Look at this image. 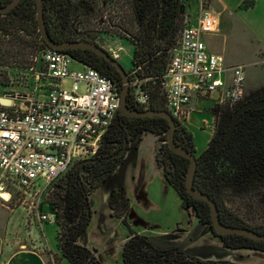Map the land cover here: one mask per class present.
Returning a JSON list of instances; mask_svg holds the SVG:
<instances>
[{
  "label": "trees",
  "instance_id": "1",
  "mask_svg": "<svg viewBox=\"0 0 264 264\" xmlns=\"http://www.w3.org/2000/svg\"><path fill=\"white\" fill-rule=\"evenodd\" d=\"M116 0H43L44 18L50 37L56 42L86 41L98 45L96 41L99 34L119 36L133 46L132 69L127 72L129 80L141 82L140 90L148 96L146 108H137L129 94L128 104L133 110L166 111L163 91V78L166 73L173 49L176 47L178 35L183 27L184 8L189 0H124L130 9L131 19L128 22L124 17H115L116 23L111 20L102 21L95 28V15L100 12V5H114ZM107 15V14H106ZM118 20V21H117ZM3 36H11V42L23 44L27 42L21 36L23 31L34 33L38 44V51L48 47L42 40L38 30L37 8L34 0H23L16 9L14 17L0 24ZM115 32V33H114ZM5 41V40H3ZM49 48V47H48ZM82 66L97 70L115 85L118 91L123 86L119 72L110 63L104 61L90 50H70L62 52ZM110 55V54H109ZM111 56V55H110ZM169 124L162 118H128L120 116L115 124L101 141L97 154L90 160L75 166L62 180L60 194H55L54 200L49 201L58 226L59 255H53L55 264L66 262L68 264H101L92 253L78 245V239L85 233L90 222L88 213L90 197L107 180H109L124 162V158L114 156L135 139L151 134L161 142L167 140ZM175 139L184 143V148L196 153L193 136L184 126L177 124ZM208 150L200 155L202 164L198 166L196 180L206 185L208 178L212 181V188L221 198V190L226 186L225 170H222V158L216 159L210 168L207 159ZM160 164V163H159ZM178 185L171 186L178 193L182 206H194L193 198L185 190V179L189 161L179 158L177 162ZM161 167V165H160ZM198 211L197 218L203 225L211 224V215L204 208ZM112 215L121 219L129 230L130 236L123 246V264H235L226 261H201L193 258L179 249L160 250L146 236L134 234L128 224L130 213V200L122 190L114 191L109 201ZM223 215H220L222 219ZM227 226L238 228L240 215H224ZM217 236L223 246L229 250H239L241 238L239 235ZM255 250L264 253V244ZM48 264H52L50 259Z\"/></svg>",
  "mask_w": 264,
  "mask_h": 264
},
{
  "label": "built area",
  "instance_id": "2",
  "mask_svg": "<svg viewBox=\"0 0 264 264\" xmlns=\"http://www.w3.org/2000/svg\"><path fill=\"white\" fill-rule=\"evenodd\" d=\"M183 27L178 35L166 73L163 91L166 111L183 126L193 113V100L212 102V111L234 109L245 95L244 67H228L220 55L207 50L205 36L218 32V19L203 0L194 16L182 14ZM119 61L118 51H107ZM29 68L35 84L30 93H6L0 104V176L29 201L30 213L38 224L50 221L42 211L45 195L53 183L64 178L78 163L92 159L101 141L119 116L120 92L117 85L97 70L82 66L73 71L70 55L44 48ZM37 69V70H35ZM73 83L70 92L61 83ZM86 93L78 95L79 84ZM141 82L130 81V94L137 108H146L148 96ZM45 180L43 190L37 182ZM52 264L53 255L50 257Z\"/></svg>",
  "mask_w": 264,
  "mask_h": 264
},
{
  "label": "rangeland",
  "instance_id": "3",
  "mask_svg": "<svg viewBox=\"0 0 264 264\" xmlns=\"http://www.w3.org/2000/svg\"><path fill=\"white\" fill-rule=\"evenodd\" d=\"M203 1L207 7L213 10L219 22L218 35L210 39L213 47L218 48L220 53L230 59V61L244 67L245 86L249 87L250 93L264 94V64H260V62L253 64V51L244 44V32L239 27L237 20L235 17L230 18L229 13H222L216 0ZM198 3L199 0H189L184 8V14L193 17ZM100 7V12L95 15L92 21L95 28L101 29L102 27L103 30L107 29V24L99 26L101 20L108 22L112 19L116 23L115 17H124L125 21L129 23L131 19L130 9L124 0H116L114 5L103 4ZM116 35L102 33L99 34L96 41L106 51H118L120 56L118 62L126 72H129L132 69L133 46L127 40ZM35 41V47L30 54L29 60L27 59L29 66L12 65L13 68L11 66L0 67V76L3 79V83L9 84V87L6 88L2 84L0 85V98L6 93H14L13 91L20 93L31 92L35 81L29 68L34 65L33 59L37 56L39 49L37 40L35 39ZM227 66L233 67L237 65ZM81 68L82 65L76 61H72L70 64V69L73 71ZM61 86L63 90L70 92L73 83L70 80H65L61 83ZM85 93V85L79 84L78 95ZM211 107L212 102L200 101L196 107H193V113L190 114L189 118L183 122L184 127L193 136L196 157H199L206 150L212 139L213 116L209 113ZM138 140L136 139L134 142V149L126 155L123 163V191H126L127 198L130 200L131 212L129 215H134V218L137 219L140 215H150L153 220L151 222L156 223V226L161 225L160 216L173 215L174 218H177L179 215H195L192 210H184L181 207L175 190L165 184L162 171L151 164L154 154L162 147V142L153 135L147 134L143 136L142 143L137 147ZM63 179L53 183L54 190L47 193L44 197L46 204L50 200H54L55 194H60L58 191H60ZM36 184L39 190H43L47 185L45 180H40ZM42 211H47L48 214L54 215L50 207L43 206ZM29 212V201L24 200V195L13 185L11 180L0 176V217L27 215ZM156 216L158 220H154ZM249 216L253 217V215ZM57 227V224L50 227L46 236L51 248L58 251ZM44 241L46 242L45 239ZM64 264L68 263L65 262Z\"/></svg>",
  "mask_w": 264,
  "mask_h": 264
},
{
  "label": "crops",
  "instance_id": "4",
  "mask_svg": "<svg viewBox=\"0 0 264 264\" xmlns=\"http://www.w3.org/2000/svg\"><path fill=\"white\" fill-rule=\"evenodd\" d=\"M216 2L220 11L229 13L230 18L235 17L242 28L244 44L253 51V64L259 62L264 64V0H216ZM217 33L205 36L207 50L222 56L226 65H238L224 57L218 48L213 47L210 39L217 36ZM256 94L258 93H250L249 87L245 86L246 99L253 98ZM198 103L193 100L192 106L196 107ZM211 135L213 137V130ZM156 154L157 151L151 164L161 170L156 163ZM118 176L119 170L92 194L91 222L77 241L78 245L88 249L101 264H123V246L130 236L123 221L114 217L109 207L113 191L119 189ZM164 180L167 185L166 179ZM123 192L127 197L126 191ZM49 216L50 221L41 226L30 212L27 215L0 217V264H48L52 255H59V250H53L47 241L48 230L57 224L56 216L53 214ZM151 218L150 215H140L137 219L134 215H129L128 223L134 234L148 237L160 250L177 248L201 261L264 264L263 253L225 248L218 238L200 225L196 215H179L177 218L173 215L160 216L159 226L152 223ZM154 220H158L157 216Z\"/></svg>",
  "mask_w": 264,
  "mask_h": 264
},
{
  "label": "flooded vegetation",
  "instance_id": "5",
  "mask_svg": "<svg viewBox=\"0 0 264 264\" xmlns=\"http://www.w3.org/2000/svg\"><path fill=\"white\" fill-rule=\"evenodd\" d=\"M11 1L12 0H0V8L6 7L9 3H11ZM19 5L17 7H19ZM17 7L7 14H0V24H2L4 21H9V19L14 17ZM2 33L3 32L0 31V67L11 66L13 68L12 65L27 66V59L29 60L30 54L34 49V33L23 31L21 33V36L24 39H27V42H24L23 44H20L19 42H11L10 39L12 35L3 36ZM1 84L5 88L9 87L8 83H3V79L0 76V85ZM260 98H264V94L256 95L255 97L250 99H246L244 95L241 103L234 109H230L227 107H222L216 111H212L211 108L209 109V113L213 116L214 135L206 148V150H208L207 159L209 161L210 168H212L213 162L218 158H222L221 168L222 170H225V174L227 176L225 177L227 187L221 190L222 195L220 198L217 196L216 191L212 188V181L210 177L208 178L206 185H202L200 182H198V180H196V175L198 166L202 164V161L200 160V156L196 157V154H194L197 160V170L193 181V189L202 192L214 202L217 207L219 217L220 215H240V227L238 228L247 229L255 232L259 236H264V108H248V105L256 103ZM204 111L206 112V110ZM239 111L241 112V114L239 115L237 122L234 125L231 136L227 138L233 120ZM119 117L120 115L117 117V119ZM117 119L115 120V122L117 121ZM115 122L113 123V125L115 124ZM176 124L179 123L176 122ZM135 141L136 139L131 144L126 142L128 143V148L125 155L123 156L124 160L126 155L134 149ZM139 141L140 139L138 140L137 147H139V145L142 143L143 137L141 138V142ZM175 143L184 148V143L181 142L180 139H175ZM161 145L162 147H160V150L157 151L156 154V163L157 166L163 171L168 185L173 188L170 183L178 185L177 162L179 158L184 157L171 152L168 147L167 140L165 142H162ZM78 164H76L75 166H77ZM186 179L184 184L185 190L187 192ZM177 196L179 197L178 193ZM191 197L194 200V206L189 208H184L182 206V202L179 197L181 207L184 210H192L195 215H198V211L202 209L201 203H203L204 208L208 210V215H212L211 208L207 202L197 199L193 196ZM89 208L91 211L90 203ZM249 215H253V217H250ZM223 216L222 219L220 217V221L224 226H227L224 223H227L228 221ZM200 225L202 227H206L214 237L218 238L217 236H215L218 234L213 229L212 220L210 225H203L201 223ZM239 236L241 238V248L239 250L233 251L259 252L255 249L258 246L264 244V240H254L246 236Z\"/></svg>",
  "mask_w": 264,
  "mask_h": 264
},
{
  "label": "water",
  "instance_id": "6",
  "mask_svg": "<svg viewBox=\"0 0 264 264\" xmlns=\"http://www.w3.org/2000/svg\"><path fill=\"white\" fill-rule=\"evenodd\" d=\"M23 0H12L11 3H9L6 7L0 8V14H7L11 12L14 8H16L20 2ZM36 3V8H37V17H38V30L40 33V36L43 40V42L51 49L59 51V52H65V51H70V50H77V49H82V50H90L96 55H98L100 58H102L104 61L110 63L115 69L119 72L123 86L120 91V108H119V115L128 117V118H162L166 120L169 124V129H168V135H167V144L171 152L178 154L190 161L188 172H187V179H186V188L187 192L200 200H203L207 202L211 208V220H212V226L214 231L219 235V236H226V235H242L246 236L248 238L254 239V240H264V236H259L255 232H252L247 229H241V228H232V227H227L224 226L221 221L220 217L218 215L217 207L214 204V202L205 194H203L200 191H197L193 189V181L194 177L196 174L197 170V160L195 158V155L188 152L186 149L183 147L177 145L175 143V132L177 129V124L176 121L172 118V116L167 112V111H155V110H150V111H144L140 112L137 110H133L129 107L128 104V97L130 94V80H129V75L125 71V69L120 65L118 61L113 59L109 53L104 50L103 48L99 47L95 43L92 42H86V41H65V42H56L54 41L47 30L45 18H44V6H43V0H35ZM71 57V56H70ZM0 104L3 106H9L10 101L8 100H0ZM248 108L251 109H262L264 108V98H260L256 103H252L248 105ZM241 112L239 111L237 115L235 116L231 129L227 135V138L231 136L232 131L234 129V125L237 122V119ZM128 148V143L125 144L124 148L116 154L114 157L115 158H121L125 155L126 151ZM82 163H79L77 166L82 165ZM119 189L123 190V177H124V165L122 164L119 168ZM88 213L89 215L91 214L90 208H88ZM151 240V239H150ZM152 241V240H151Z\"/></svg>",
  "mask_w": 264,
  "mask_h": 264
}]
</instances>
